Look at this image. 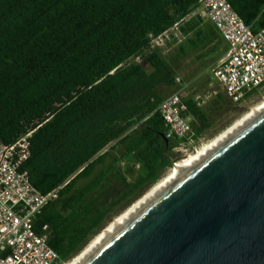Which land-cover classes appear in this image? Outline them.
Masks as SVG:
<instances>
[{
    "label": "trees",
    "instance_id": "obj_1",
    "mask_svg": "<svg viewBox=\"0 0 264 264\" xmlns=\"http://www.w3.org/2000/svg\"><path fill=\"white\" fill-rule=\"evenodd\" d=\"M199 1L0 0V141L33 129L23 166L31 184L47 193L69 179L35 220L48 225L56 264L141 197L187 143L166 138L156 110L178 85L151 41L176 26L189 46L220 59L228 45L192 15ZM227 1L252 31L264 28V0ZM225 98L185 96L194 140L230 109Z\"/></svg>",
    "mask_w": 264,
    "mask_h": 264
},
{
    "label": "water",
    "instance_id": "obj_2",
    "mask_svg": "<svg viewBox=\"0 0 264 264\" xmlns=\"http://www.w3.org/2000/svg\"><path fill=\"white\" fill-rule=\"evenodd\" d=\"M74 264H264V107L138 204Z\"/></svg>",
    "mask_w": 264,
    "mask_h": 264
},
{
    "label": "built area",
    "instance_id": "obj_3",
    "mask_svg": "<svg viewBox=\"0 0 264 264\" xmlns=\"http://www.w3.org/2000/svg\"><path fill=\"white\" fill-rule=\"evenodd\" d=\"M203 14L216 26L228 48L212 68L225 96L238 102L264 83V28L252 31L227 0H200ZM167 95L156 110L166 127V138L194 141L190 117L185 115V87ZM33 129L11 143L0 141V264H56L49 245L48 225L35 226L37 216L58 197L61 186L38 191L30 182L25 162L31 154Z\"/></svg>",
    "mask_w": 264,
    "mask_h": 264
},
{
    "label": "rangeland",
    "instance_id": "obj_4",
    "mask_svg": "<svg viewBox=\"0 0 264 264\" xmlns=\"http://www.w3.org/2000/svg\"><path fill=\"white\" fill-rule=\"evenodd\" d=\"M195 14H199L208 27L210 26L209 24H212L207 15L203 14L201 8L197 7L192 15ZM189 45L190 44H188L186 38L179 32L176 26H173L168 32H165L163 35L156 37L151 41V49H158L161 55L168 61L173 74L176 77V82H178L177 80L179 79L186 85L184 91L185 96L192 94L196 99L200 100L201 104H207L215 97L216 92H223L219 83L212 76V68L215 66L217 60L206 57V50L195 47L192 48ZM134 60L139 61L145 68H148V63L142 59V55L136 56ZM176 88L177 86L173 87L172 90L168 89L164 91V93L170 94ZM257 89L258 90L255 93L239 103L231 102L229 99L225 98L230 105V109L218 117L213 126L199 136L198 139L192 142L182 143L180 146L174 148L171 153L172 158H175L173 165L167 168L163 172L162 177L155 184L151 185L141 197L126 207L122 212L113 216L112 219L108 221L99 231V233L103 229H106L111 222L118 218V216L124 213L129 207L141 199L158 182L164 179L171 172V170H173L176 163L188 158L204 144L219 136V134L227 130V128H230L232 124L244 117L251 108L257 107V105L264 100V85ZM130 177L133 178L134 175ZM99 233L89 240L81 252L85 250V248ZM81 252L79 254H81ZM79 254L73 258L77 257ZM73 258L61 264H66L67 262L73 260Z\"/></svg>",
    "mask_w": 264,
    "mask_h": 264
},
{
    "label": "bare ground",
    "instance_id": "obj_5",
    "mask_svg": "<svg viewBox=\"0 0 264 264\" xmlns=\"http://www.w3.org/2000/svg\"><path fill=\"white\" fill-rule=\"evenodd\" d=\"M264 107V100L260 102L257 107L251 108L250 111L242 117L240 120L232 124L230 128H227V130L223 131L219 136L212 139L210 142L204 144L200 149H198L195 153L191 154L188 158H186L183 161H179L176 163L175 167L171 172L160 182H158L149 192H147L141 199H139L136 203H134L131 207H129L124 213H122L118 218H116L113 222L109 224V226L106 227V229H103L91 242L90 244L79 254L77 257L73 258V260L67 262L66 264H74L89 248H91L99 239H101L109 230H111L119 221H121L129 212H131L138 204H140L143 200H145L149 195H151L154 191H156L160 186H162L165 182H167L170 178H172L176 173H178L181 169H183L186 165H188L192 160H194L197 156H199L203 151H205L209 146H211L215 141H217L221 136H223L226 132H228L232 127L258 111Z\"/></svg>",
    "mask_w": 264,
    "mask_h": 264
},
{
    "label": "clouds",
    "instance_id": "obj_6",
    "mask_svg": "<svg viewBox=\"0 0 264 264\" xmlns=\"http://www.w3.org/2000/svg\"><path fill=\"white\" fill-rule=\"evenodd\" d=\"M198 8H200V7H198ZM195 10H196V9H195ZM195 10H194V11H195ZM158 37H159V36H158ZM224 95H225V94H224ZM229 100H230V99H229Z\"/></svg>",
    "mask_w": 264,
    "mask_h": 264
},
{
    "label": "crops",
    "instance_id": "obj_7",
    "mask_svg": "<svg viewBox=\"0 0 264 264\" xmlns=\"http://www.w3.org/2000/svg\"><path fill=\"white\" fill-rule=\"evenodd\" d=\"M219 60V59H218Z\"/></svg>",
    "mask_w": 264,
    "mask_h": 264
}]
</instances>
